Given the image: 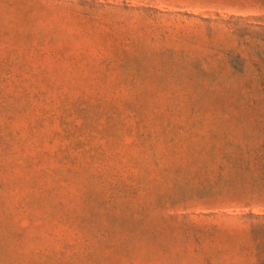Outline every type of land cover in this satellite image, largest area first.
Returning <instances> with one entry per match:
<instances>
[{
  "label": "rangeland",
  "instance_id": "obj_1",
  "mask_svg": "<svg viewBox=\"0 0 264 264\" xmlns=\"http://www.w3.org/2000/svg\"><path fill=\"white\" fill-rule=\"evenodd\" d=\"M264 0H0V264H264Z\"/></svg>",
  "mask_w": 264,
  "mask_h": 264
},
{
  "label": "trees",
  "instance_id": "obj_2",
  "mask_svg": "<svg viewBox=\"0 0 264 264\" xmlns=\"http://www.w3.org/2000/svg\"><path fill=\"white\" fill-rule=\"evenodd\" d=\"M264 16V15H263Z\"/></svg>",
  "mask_w": 264,
  "mask_h": 264
}]
</instances>
